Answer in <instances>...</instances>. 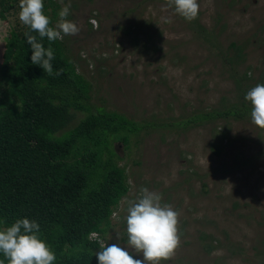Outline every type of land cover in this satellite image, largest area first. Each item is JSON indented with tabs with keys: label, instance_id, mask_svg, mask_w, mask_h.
<instances>
[{
	"label": "rangeland",
	"instance_id": "rangeland-1",
	"mask_svg": "<svg viewBox=\"0 0 264 264\" xmlns=\"http://www.w3.org/2000/svg\"><path fill=\"white\" fill-rule=\"evenodd\" d=\"M18 2L0 0V63L10 31L24 27ZM69 2L80 32L61 41L89 87L88 109H70L65 129L97 107L136 126L125 144L110 143L128 190L105 232L90 234L93 254L102 240L143 259L127 248L124 216L146 187L179 212L180 245L161 264H264V129L250 116L194 120L239 107L264 84V0H198L192 22L165 10V0ZM43 3L49 18L55 9L54 26L60 0Z\"/></svg>",
	"mask_w": 264,
	"mask_h": 264
},
{
	"label": "trees",
	"instance_id": "trees-1",
	"mask_svg": "<svg viewBox=\"0 0 264 264\" xmlns=\"http://www.w3.org/2000/svg\"><path fill=\"white\" fill-rule=\"evenodd\" d=\"M55 15L54 9L50 18ZM26 31V26L10 31L0 63V228L18 218L34 220L56 254L53 264H98L93 250L99 244L90 234L105 232L128 190L110 143L125 144L136 126L97 107L65 129L70 109H88L89 83L76 73L61 40H41L35 32L53 49V73L32 64ZM244 97L239 107L212 108L194 120L244 119L251 110Z\"/></svg>",
	"mask_w": 264,
	"mask_h": 264
},
{
	"label": "clouds",
	"instance_id": "clouds-1",
	"mask_svg": "<svg viewBox=\"0 0 264 264\" xmlns=\"http://www.w3.org/2000/svg\"><path fill=\"white\" fill-rule=\"evenodd\" d=\"M58 20L50 26L49 16L44 13L43 0H19L18 19L29 31L25 32L31 46V62L39 65L51 75L54 59L52 48H45L37 39L47 38L49 42L62 40L64 36L78 35L80 28L67 17L70 15V2L60 0ZM165 10L192 22L198 17V0H165ZM165 22H170L165 18ZM59 74V73H57ZM251 76V73H248ZM244 99L251 106L250 117L253 125L264 129V84L250 88ZM126 245L135 253H142L143 259H134L129 251L118 244H105L99 241L100 250L95 253L98 264H161L174 255L180 245L178 233L179 212L172 205L162 202V194L141 187L135 199L127 202ZM40 225L28 218H18L8 226L0 228V254L4 260L0 264H53L56 254L39 236ZM117 239H121L117 232Z\"/></svg>",
	"mask_w": 264,
	"mask_h": 264
},
{
	"label": "built area",
	"instance_id": "built-area-1",
	"mask_svg": "<svg viewBox=\"0 0 264 264\" xmlns=\"http://www.w3.org/2000/svg\"><path fill=\"white\" fill-rule=\"evenodd\" d=\"M94 233V232H93ZM93 233H91V234H93ZM95 235H96V233H94Z\"/></svg>",
	"mask_w": 264,
	"mask_h": 264
}]
</instances>
